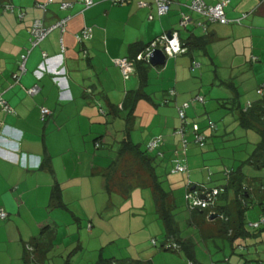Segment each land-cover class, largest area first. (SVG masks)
Wrapping results in <instances>:
<instances>
[{
    "label": "crops",
    "instance_id": "crops-1",
    "mask_svg": "<svg viewBox=\"0 0 264 264\" xmlns=\"http://www.w3.org/2000/svg\"><path fill=\"white\" fill-rule=\"evenodd\" d=\"M94 1L86 7L84 0H0L14 7L12 11L0 10V94L10 106V111H5L0 104V209L7 212V218L0 219V264H49L48 251L59 241L63 229L59 218L64 215L61 210L65 212V207L56 199V189H61L65 205L74 199L84 200L82 190L91 184L105 188L102 174L108 167L101 168L100 159L108 161L118 149L113 151L110 147L113 144L110 138L115 135L114 143L119 147L125 137V133L119 136L117 132V127L119 132L122 130V123L116 115L111 119L109 114L123 112L128 93L142 87L138 74L123 77L116 60L130 59L139 48L172 30H178L181 40L186 42L191 35L203 33L205 28L211 41L205 49L197 47L172 56L163 52L166 61L156 65L162 68L154 70L158 74L154 84L150 80L152 64L147 61L148 79L144 87L162 92V103L168 106L154 108L144 101L137 103L135 112H149V116H154L151 122L158 123L163 130L149 135L145 146L152 138L162 135L163 158L172 162L174 151L181 145L180 135L176 133L180 125L178 108L196 95L205 97L200 93L199 79L194 72L208 65L207 57L220 80V84H212L216 106L208 108L218 109L217 115L225 121L224 130L217 133L219 125L205 104L190 107L187 120L191 115L201 114L207 121L211 119L216 128L193 121L206 136L205 146L192 143L185 156L179 150L181 154L177 157L186 159L192 185L225 189L226 194L217 200L215 207L226 209L230 220H237L239 189L231 178L249 155L246 158L236 155L234 159L239 163L230 167L224 160L236 151L234 148L232 154L226 153L222 143L233 138L238 142L234 147L242 151L244 142L238 138L247 137L244 141L255 146L262 141L256 128L239 124V115L241 108L247 109L248 104L264 96L258 92L264 85V0H229L225 6L227 23L208 21L192 11L187 6L191 0H171V10L165 15H158L153 0H147L150 7H139V0ZM63 2L72 5L62 8ZM183 15L191 18L186 28L180 27ZM65 18L64 28H53L39 44L31 46V27L35 20H41L48 27ZM88 27L92 30L91 36L79 41L77 35ZM24 53L27 54L25 73L16 80L14 74L21 72ZM164 82L175 95L165 90ZM32 87L37 91L30 94L28 90ZM42 106L51 111L44 120ZM115 125V133H109ZM96 138L100 140L99 148ZM70 141L72 145L68 144ZM104 143L110 150L99 153ZM226 169L232 173L230 179V174L225 175ZM243 170L240 182L246 192L241 203L242 207L248 205L245 228L251 233L262 230L256 237H238L229 242L233 251L237 246L247 248L246 253L237 255L236 264H254V261L264 264V226L249 230L247 225L264 213V167L246 165ZM90 201V207L97 209L96 200ZM198 212L204 214L203 210ZM217 218L220 217L209 216L214 222ZM220 221L217 231L223 237L221 229L225 221ZM92 228V223H87L88 231ZM248 242L257 248H249ZM232 259L233 256H226L223 264L231 263Z\"/></svg>",
    "mask_w": 264,
    "mask_h": 264
},
{
    "label": "rangeland",
    "instance_id": "rangeland-1",
    "mask_svg": "<svg viewBox=\"0 0 264 264\" xmlns=\"http://www.w3.org/2000/svg\"><path fill=\"white\" fill-rule=\"evenodd\" d=\"M205 58L208 65L202 69L198 68L194 74L199 79L200 93L205 95L207 102L204 104L208 108V106H216L215 96L212 94L215 86L212 84H220V80L219 73L214 70L215 66H212L207 57ZM7 67L9 73L10 70ZM161 68L162 66L154 67L151 65V84L155 83L158 75L156 72L154 73V70ZM138 81L136 78L137 83ZM164 83L165 90L171 91L167 82ZM161 94L162 92H154L152 87L141 88L140 93L130 92L126 98L125 110L123 112L119 110L118 114H109L111 119L116 115L117 121L122 123L120 132L117 127L118 135L122 136L121 134L126 133L127 130L128 137L134 143L142 144L145 147V140L150 137L149 135L162 133L163 130L158 126V123L153 124L151 122V118L154 116H149V112H135L139 101L150 103L154 108L158 105L160 107L168 106L162 103ZM237 101L239 102V99ZM208 111L219 125L217 133H220L224 130L225 121H222L221 117L217 115L218 109L213 111L208 108ZM234 114L236 117V113ZM190 118L188 119L189 125L193 121L199 122L202 126L207 124V119L202 118L201 114L195 117L191 115ZM240 130L242 129L240 128ZM115 131L116 125L115 129H109V133L114 134ZM256 136L260 138L258 134ZM216 137L220 138L218 135ZM189 138L191 139V137ZM245 138L247 139V137L238 138L240 142H244L242 151L238 150V146L234 147V144L238 143L237 140L232 138L229 141H223V151L229 154H232L234 148L236 151V154L233 153L235 154L234 157L232 154L224 160L226 165L230 167L238 165L239 162L235 161L236 155H244L242 157L246 158L254 152L256 146L250 141H244ZM114 139L115 135L113 139L110 138V143H113L110 147L113 148V151L118 148ZM68 144L72 145L73 142L70 141ZM103 145L104 147L98 151L99 153L103 150H110L105 143ZM179 146L177 150H181V145ZM176 158L174 153L172 160ZM113 159H116V153H113L108 161L100 159L102 160L100 167L105 168ZM124 161L120 160L119 167L124 166ZM169 162L167 158L158 156L157 173L160 175L162 188L169 194L167 203H172L170 210L174 214L178 234L182 239L191 238L192 242L195 243V259L199 263L211 264V262L216 261L218 264H223L226 256H233L232 262L228 264H236L237 255L246 253L247 248L240 250L237 246L233 251L229 240L218 235L217 230L221 224V219L217 218L214 222L209 219V216L205 217L204 214L199 213L200 210L191 209L189 201H187L188 172L174 171L172 162ZM183 163L188 166L186 159ZM82 197L85 199H74L66 203L65 206L61 205L65 207V212L61 210L64 215L59 218L60 223H63L61 226L63 229L55 248L48 251L49 264H66V260L69 264H97L100 258L111 264H189L188 256L183 249L173 250L174 248L166 249L163 247L164 243H169L167 231L164 221L160 218L157 200L150 186L135 185L132 192L127 196L120 192L109 193L106 191V187L102 188L96 184H91L90 188L82 190ZM87 198L96 200L97 209L90 207L91 201ZM257 219L259 220L260 217ZM258 220L251 223L247 222L249 230H258L261 227V225H253ZM89 222L93 225L92 231L87 229ZM207 232L212 235L208 237ZM152 239H156L157 244H154ZM247 244L249 248H257L256 245H251L249 242ZM253 263L256 264L255 261Z\"/></svg>",
    "mask_w": 264,
    "mask_h": 264
},
{
    "label": "trees",
    "instance_id": "trees-1",
    "mask_svg": "<svg viewBox=\"0 0 264 264\" xmlns=\"http://www.w3.org/2000/svg\"><path fill=\"white\" fill-rule=\"evenodd\" d=\"M191 2L192 0L190 1V3ZM115 3H124V2L116 1ZM5 4L7 3L0 2V5H5ZM189 5L187 6L189 7ZM170 10H171V6L169 9V12ZM202 17L207 19L206 16H202ZM209 41H211V36H209L207 34V30L204 29L203 33L199 35L193 34L186 40V42L182 41V43L184 44V46L187 48V51H188V50H194L197 47H200L201 49H205V47L209 44ZM149 44L150 43L145 44L143 47L139 48L138 51L135 53V55L130 58L134 60L136 74H138L140 77V84L142 86L141 88H143L145 84L147 83L146 81L148 79L149 64L147 60L145 59L139 60L137 57H138V54L143 52ZM140 89L134 90V92L140 93ZM193 124L189 125V123L187 122V125H186V129L188 130V139L191 144L193 143V135L191 133V128ZM239 124L243 126L244 128H248V129L256 128L258 132L260 133V135L262 136V141L256 145L254 152L250 153L249 157L246 160L241 161L237 169L234 171V176H232V178H231V175H232L231 171L229 173L230 176L226 175V176H229L228 177L229 179L231 178V181L234 184H236L237 189H239V208H238L237 220L236 219L230 220V217L228 216L226 209L214 207V213L218 214V217L221 218L220 216L221 214L227 217V218H221L222 220L225 221L224 222L225 225L222 227L221 231L224 234L223 237H226L229 241L235 240L238 237L240 238H245V237H250V236L256 237L258 234L261 233V230H262L261 229L259 232H256V233H251L245 228L244 215L247 210L246 207L248 205L246 206L244 205L245 207H242L241 200L245 198L244 192L246 191L244 187L242 186V182H240V180L243 177V172H244L243 168L246 165H253L259 168L264 167V96L256 100L255 102H253L252 105L250 104V106H248L247 109H244V108L240 109ZM200 132H203L201 127H200ZM127 134L128 132L126 130L125 137L122 139L120 146L118 147L116 151V159H113L111 161V163L107 166L108 167L107 172L104 174V177L106 180V183H105L106 191H108L109 193L120 192L128 196L132 192L135 185L150 186L157 200V207L159 209V213L161 216L160 218L164 221V224L166 227L167 241L173 242L179 246V249H183L188 256L189 262H191L192 264H201L195 259V250H194L195 243L192 242L191 238L182 239L180 235L178 234L176 220H175L174 214L170 210V205H172V203L170 202L167 203V201L169 200V194L166 193L164 189L162 188V185H161L162 183L160 181V175L157 173V166H158L157 153L150 152L146 148V146L143 147L142 144L134 143L128 137ZM189 137H191V139ZM97 139L99 138L95 139L96 145H97V142L98 143L100 142V140H97ZM98 145H99L98 146L99 148L100 143ZM121 159L122 161L125 160L123 167H119V163ZM227 170H230V169H227ZM192 184L193 183H191V185ZM194 186H196L197 188L201 187L199 184H195ZM211 188H214V187H211ZM215 188L222 190L218 196V199L223 194L224 195L226 194L224 188L222 187H215ZM56 190H57L56 199H59L60 204L64 205L62 201V196H61L62 195L61 189L58 187ZM52 196L54 198L55 195H52ZM209 212H210L209 210H203L204 215L211 216V214H214L213 212L211 213ZM263 226L264 225H261V227ZM165 246L166 244L164 243L163 247ZM166 249H170V248H166ZM173 250H177V249H173ZM26 259L28 260L29 258L26 256ZM66 264H69L68 260H66ZM97 264H111V263L105 262L103 258H100Z\"/></svg>",
    "mask_w": 264,
    "mask_h": 264
},
{
    "label": "built area",
    "instance_id": "built-area-1",
    "mask_svg": "<svg viewBox=\"0 0 264 264\" xmlns=\"http://www.w3.org/2000/svg\"><path fill=\"white\" fill-rule=\"evenodd\" d=\"M113 2L119 1V2H125L126 0H111ZM48 2H52V0H48ZM85 6L90 7L94 4V0H85ZM229 0H221L217 1L214 4H207L204 0H192V2L189 5V8L193 11L201 14L202 16H206L208 21L214 22L218 21L221 23H227L229 20L227 19L225 15V6L228 4ZM153 3L157 7V13L158 15H164L169 12L170 6H171V0H153ZM41 5V4H40ZM72 5L71 2H63L62 8H68ZM139 7H150V2L147 0H139L138 1ZM42 7L45 6V4L41 5ZM0 10L5 11H12L14 10V7L7 3L5 5H0ZM23 17V14L21 15ZM150 18H153V15H150ZM191 18L189 15H183L180 20V26L183 28H186L188 23L190 22ZM67 18L60 20L54 25L51 26H44L43 22L41 20H35L34 24L31 27V46L34 47L37 44H39L47 35L48 33L55 27H62L64 28V25L66 24ZM201 26H203L200 23ZM205 29V28H204ZM91 28H85L81 34L77 35V39L79 41H82L85 38H89L91 36ZM161 50L167 55H176L187 51V48L184 46V44L181 41V38L179 36V31L174 30L171 31V33H163L162 35L155 38L150 44L146 47V49L138 54L139 60H147L149 61L150 55L155 50ZM29 53V50H28ZM44 57L47 56L46 53L43 54ZM27 60V54L24 53L21 55V65L20 73L14 74V78L18 80L20 76L25 73V62ZM116 64L120 68L123 77L125 79L129 78L132 74L136 73L134 60L128 59V58H119L116 60ZM37 91V88L32 87L28 90L30 94L35 93ZM258 92L260 94L264 93V85H262ZM171 95H175V92L171 90ZM205 103V97L202 95H196L191 100L185 102L182 106L178 108V117L180 119V126L176 130V133L180 135V142H181V152L185 155L189 146L190 141L188 139V130L186 129L187 125V109L190 107H194L198 104H204ZM0 104L2 105L3 109L5 111H10V106L6 103V101L3 99L2 94H0ZM250 106V104H248ZM51 114V111L49 108L42 106L41 107V117L42 119H46ZM208 126L211 129L216 128V124L209 119L207 121ZM191 133L193 135V143L197 144L200 147H204L206 143V136L203 132H200V127L197 123H194L191 128ZM99 143L97 142V146ZM164 144V138L162 135L156 136L152 138L150 141L147 142L146 148L153 153H157L158 156L163 157L164 153L160 150L161 146ZM175 155L178 156L180 154L179 150H176ZM184 160L180 157H177L176 159L172 160L173 163V170L174 171H181V172H188L189 173V167L183 163ZM230 171L226 169L225 175H229ZM188 194H187V201H189L190 207L192 210H209L214 213V207L216 205L218 196L221 189L218 188H208L204 185H200L201 187L197 188L194 186L192 187L190 181L188 185ZM221 218H227L223 214L220 215ZM7 218V212L4 209H0V219H6ZM255 226L264 225V213L258 220V222L253 223ZM152 242L156 244V239H152ZM169 243L166 244L167 248H174L177 249L179 246L173 242L168 241ZM241 249H244V246H239ZM189 264H192L189 262Z\"/></svg>",
    "mask_w": 264,
    "mask_h": 264
},
{
    "label": "water",
    "instance_id": "water-1",
    "mask_svg": "<svg viewBox=\"0 0 264 264\" xmlns=\"http://www.w3.org/2000/svg\"><path fill=\"white\" fill-rule=\"evenodd\" d=\"M168 33L170 34L171 32H168ZM149 61H150V64L154 66L163 64L166 61V55L163 53V51L157 49L150 55ZM217 216L218 214L214 213V214H211L210 218L213 219Z\"/></svg>",
    "mask_w": 264,
    "mask_h": 264
},
{
    "label": "clouds",
    "instance_id": "clouds-1",
    "mask_svg": "<svg viewBox=\"0 0 264 264\" xmlns=\"http://www.w3.org/2000/svg\"><path fill=\"white\" fill-rule=\"evenodd\" d=\"M192 187H194V185H192ZM166 247V246H165ZM167 248V247H166ZM171 249V248H170ZM177 249H179V248H177Z\"/></svg>",
    "mask_w": 264,
    "mask_h": 264
}]
</instances>
